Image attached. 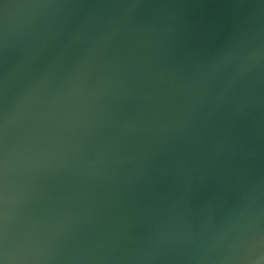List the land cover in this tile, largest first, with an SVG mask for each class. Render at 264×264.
Masks as SVG:
<instances>
[{"label": "water", "instance_id": "water-1", "mask_svg": "<svg viewBox=\"0 0 264 264\" xmlns=\"http://www.w3.org/2000/svg\"><path fill=\"white\" fill-rule=\"evenodd\" d=\"M264 0H0V259L264 264Z\"/></svg>", "mask_w": 264, "mask_h": 264}, {"label": "clouds", "instance_id": "clouds-1", "mask_svg": "<svg viewBox=\"0 0 264 264\" xmlns=\"http://www.w3.org/2000/svg\"><path fill=\"white\" fill-rule=\"evenodd\" d=\"M259 55H264V53L253 52V53L250 54L249 58L250 59H254V58H256ZM0 264H6L5 260L4 259H0Z\"/></svg>", "mask_w": 264, "mask_h": 264}]
</instances>
